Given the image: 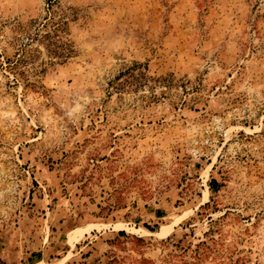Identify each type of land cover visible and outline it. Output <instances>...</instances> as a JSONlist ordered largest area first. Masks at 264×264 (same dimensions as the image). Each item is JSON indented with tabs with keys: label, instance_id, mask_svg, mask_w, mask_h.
Here are the masks:
<instances>
[{
	"label": "rangeland",
	"instance_id": "obj_1",
	"mask_svg": "<svg viewBox=\"0 0 264 264\" xmlns=\"http://www.w3.org/2000/svg\"><path fill=\"white\" fill-rule=\"evenodd\" d=\"M0 264H264V0H0Z\"/></svg>",
	"mask_w": 264,
	"mask_h": 264
},
{
	"label": "trees",
	"instance_id": "obj_2",
	"mask_svg": "<svg viewBox=\"0 0 264 264\" xmlns=\"http://www.w3.org/2000/svg\"><path fill=\"white\" fill-rule=\"evenodd\" d=\"M60 49L63 50V47H60ZM51 52H52V53L54 52L55 54H59V53H58V52H59L58 49H56V51L51 50ZM61 54H62V53H60V55H61ZM213 183H215V182L213 181L211 184H213ZM147 229L151 230L149 227H147ZM37 258L40 260V259H41V255L38 254V255H37Z\"/></svg>",
	"mask_w": 264,
	"mask_h": 264
}]
</instances>
